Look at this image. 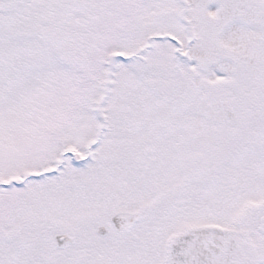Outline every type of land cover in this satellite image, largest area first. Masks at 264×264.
I'll return each instance as SVG.
<instances>
[{
	"label": "snow or ice",
	"instance_id": "1",
	"mask_svg": "<svg viewBox=\"0 0 264 264\" xmlns=\"http://www.w3.org/2000/svg\"><path fill=\"white\" fill-rule=\"evenodd\" d=\"M0 264H264V0H0Z\"/></svg>",
	"mask_w": 264,
	"mask_h": 264
}]
</instances>
